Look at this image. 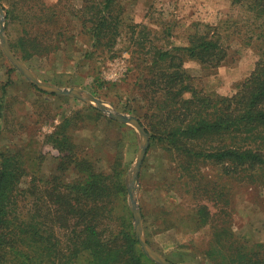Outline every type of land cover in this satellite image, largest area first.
Masks as SVG:
<instances>
[{"label": "trees", "instance_id": "trees-1", "mask_svg": "<svg viewBox=\"0 0 264 264\" xmlns=\"http://www.w3.org/2000/svg\"><path fill=\"white\" fill-rule=\"evenodd\" d=\"M0 2L7 10L6 25L16 23L11 45L26 62L57 55L69 44L75 48L78 36L89 46L90 58H115L121 51L117 46L124 43L131 54V91L120 109L134 113L151 137V148L158 147L176 165L170 191L179 186L174 190L178 194L183 187L190 194L184 200L193 203L188 229L160 218L165 229L209 231L205 246H197L199 264H264V242L235 233L234 192L221 184L228 179L264 190V0H231L245 9L244 18L195 22L181 45L172 20L155 22L148 14V21L134 22L126 17L122 0H83L80 7L61 1ZM73 20L80 25L77 36ZM234 42L256 48L260 59L254 71L231 96L208 92L187 62L196 61L215 74ZM11 81L0 86V120ZM94 87L108 97L102 92L107 84ZM133 102L139 106L130 108ZM89 109V116H103ZM81 113L64 118L46 136L59 156L54 173L45 178L35 163L38 158L33 163L22 149H0V264H156L134 232L123 157L116 155L107 169L98 167L94 152L75 139L74 132L87 129L77 121ZM2 134L0 121V140ZM206 164L217 175L202 167ZM29 176L28 186L21 187ZM150 214L157 219L152 210Z\"/></svg>", "mask_w": 264, "mask_h": 264}, {"label": "rangeland", "instance_id": "rangeland-1", "mask_svg": "<svg viewBox=\"0 0 264 264\" xmlns=\"http://www.w3.org/2000/svg\"><path fill=\"white\" fill-rule=\"evenodd\" d=\"M59 1L63 4L72 3L74 6H79L83 2V0H45L49 5ZM122 3L126 6V17L134 22L148 21L150 19L148 14L155 22H161L164 19L172 20L175 41L179 45L186 43L195 22L220 24L224 19H240L246 15L245 9L233 6L231 0H122ZM3 7L7 14L4 5ZM75 21L73 20L72 27L75 28L73 32L77 36L80 25ZM6 22L7 15L6 35L13 53L19 57L11 45V40L16 34V23L14 21L8 27ZM88 48L87 43L78 36L75 48L69 44L57 55L33 57L29 62L19 58L42 82L60 88L84 89L116 111L123 112L120 108L125 105L127 95L131 91V81L128 79L131 66L130 52L126 51V45L121 43L117 46V49L121 51L115 58L106 54H96L90 58L86 54ZM259 59L255 47H243L238 42H234L231 44L226 63L215 74H211L209 70L195 62L186 64V68L197 77L198 84L203 85L208 92L231 96L236 92L237 86L252 74ZM9 78L12 81L7 87V98L0 120L3 129L0 149L6 148L13 151L22 149L29 153V156H33L31 158L33 163L34 158H38L35 163H40L39 173L45 178L54 173L59 156L58 151L46 143V136L59 124L61 116H71L76 112H82L76 118L80 122L79 125L87 126V129L74 132L76 141L94 152L97 165L102 169H107L118 154L123 157L122 164L127 166L126 203L132 214L135 232L127 182L140 150V137L136 129L111 119L95 105L76 98L58 97L40 90L6 57L0 41V86ZM101 83L108 85V89L102 90L103 94L108 92L107 98L94 91V86ZM137 106H139L138 102L130 104V108ZM89 107L97 109L103 116L98 117L97 113L89 116L88 113L91 111ZM123 113L136 116L134 113ZM74 127L77 126L74 125ZM202 167L212 175H217V169L209 164ZM175 168L176 165L169 161L166 154L158 147L151 148L150 139V146L137 182V200L142 211L144 235L149 244L168 260L175 263L199 264L200 256L196 254L197 246L201 248L205 246L209 240V231L205 230L199 234L185 233L173 227L165 229L166 223H163V220L167 219L171 223L180 222L186 229L191 226L187 221L190 218H188L190 212H194V210L191 211L193 203L184 200L183 197L184 194L186 196L190 194L183 187L177 194L174 190L179 186L172 185L173 192L169 189V184L175 183L177 179ZM30 180V176L24 178L21 187H27ZM160 182H162L161 185H159ZM221 184L230 186L235 193L232 194V203L235 204L232 227L235 233L242 239L249 238L245 233H250L256 238L258 234L256 231H260L257 218L264 216V190L247 189L243 187L244 184L231 182L228 179ZM143 209L147 213L145 218ZM151 210L157 219L154 217L152 219L151 214L149 215ZM160 218L163 220L161 221Z\"/></svg>", "mask_w": 264, "mask_h": 264}, {"label": "water", "instance_id": "water-1", "mask_svg": "<svg viewBox=\"0 0 264 264\" xmlns=\"http://www.w3.org/2000/svg\"><path fill=\"white\" fill-rule=\"evenodd\" d=\"M6 11L4 10L3 5L0 3V41L3 52L6 57L12 62V64L20 70L21 73L34 85H36L40 90L48 93L54 94L57 96L71 97L82 100L90 105H95L102 112L107 114L111 119L131 125L139 134L140 137V150L138 153L137 161L133 166L130 175L128 177V194H129V203L131 211L134 215V224H135V233L137 239L144 251V253L154 261L156 264H195V263H175L168 260L161 253L156 251L146 240L143 229V216L141 208L138 204L137 200V182L139 173L142 169L144 160L147 155L148 148L150 146V135L147 132L145 126L142 125L139 118L133 115H129L123 112L116 111V109L108 106L103 100L97 98L92 93L78 88H60L57 86L49 85L45 82H42L37 75L22 61L19 57H17L10 46L8 37L6 35L5 30V19H6Z\"/></svg>", "mask_w": 264, "mask_h": 264}, {"label": "crops", "instance_id": "crops-1", "mask_svg": "<svg viewBox=\"0 0 264 264\" xmlns=\"http://www.w3.org/2000/svg\"><path fill=\"white\" fill-rule=\"evenodd\" d=\"M83 3V2H82ZM82 5V4H81ZM81 5H79V6H77L76 5V7H80ZM130 19V18H129ZM190 62H195V63H197L196 61H188L187 62V64L188 63H190ZM199 64V63H198ZM58 97H62V98H69V97H64V96H58ZM61 103V102H60ZM66 117H68L67 115L66 116H61L60 118V120L58 121V123H61L62 121H63V119L64 118H66ZM55 129V128H54ZM54 131V130H53ZM257 221H258V225H259V229H260V231L258 232V231H256L258 234H256V238L252 235V234H247V233H245L246 235H247V237H249V238H251V239H249V240H251L252 242H264V216H262V217H258L257 218ZM263 235H262V234ZM260 234V235H259Z\"/></svg>", "mask_w": 264, "mask_h": 264}]
</instances>
